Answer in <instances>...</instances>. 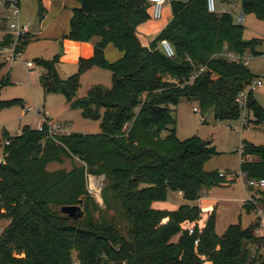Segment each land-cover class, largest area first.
Instances as JSON below:
<instances>
[{
    "label": "trees",
    "instance_id": "16d2710c",
    "mask_svg": "<svg viewBox=\"0 0 264 264\" xmlns=\"http://www.w3.org/2000/svg\"><path fill=\"white\" fill-rule=\"evenodd\" d=\"M76 1L62 39L88 43L96 38L93 55L80 59L77 72L66 79L58 75L57 57L41 60V85L46 94L62 95L84 118L99 120L101 133H71L58 143L46 129L24 127L19 136L4 135L9 145L0 165V221L7 225L0 236V264H264L259 219L246 229L230 225L219 237L214 212L198 225L203 216L197 206L153 208L168 191L194 203L204 190L227 183L204 170L215 155L209 142L177 139L174 114L187 100L219 121L239 119L238 97L257 78L244 64L247 54H257L256 40H243V27L232 14H211L207 0H188L170 4V21L143 47L136 30L150 17L147 0ZM35 2L41 20L42 0ZM242 9L264 21V0ZM163 40L174 57L158 48ZM28 42L26 35L20 50ZM10 43L6 36L0 49ZM108 46L121 53L113 63L104 56ZM4 66L0 63V73ZM93 67L111 72V89L92 87L85 98H77L80 75ZM200 68L203 72L189 84ZM8 81V76L1 79L0 88ZM17 103L0 101V110ZM245 113L248 124L264 133V107L253 92L247 94ZM242 145L240 172L247 179H264V145ZM64 160L73 163L69 171L47 170ZM85 173L105 177L103 208L88 195ZM253 197L264 210V191ZM66 206H79L83 217L62 215Z\"/></svg>",
    "mask_w": 264,
    "mask_h": 264
},
{
    "label": "rangeland",
    "instance_id": "374dc122",
    "mask_svg": "<svg viewBox=\"0 0 264 264\" xmlns=\"http://www.w3.org/2000/svg\"><path fill=\"white\" fill-rule=\"evenodd\" d=\"M175 1L186 2L188 0H166L160 19L154 20L150 16L145 23L141 24L143 26L140 28L139 41L143 45L151 43L157 36H155V31L168 22L171 10L170 4ZM215 1L220 2V0ZM21 2L23 3L24 0H21ZM29 2L34 1L30 0ZM220 4L226 8L230 6V13L234 18L243 14L241 22L243 40L245 42L256 40L255 52L257 54L246 55L245 59L251 74L262 80V86L254 90L253 96L258 104L264 107V21L257 19L252 13H243L241 0H224ZM1 10L4 9L0 7ZM7 14L5 11V15ZM0 18L2 19L1 16ZM30 18L32 26L37 27L40 19L36 16L35 18ZM1 19L0 24H2ZM4 24L6 27L8 26L7 22ZM29 29L30 26L28 25ZM95 40L97 39L95 38L88 43L94 46ZM58 47L57 43L44 40L28 42L21 49L20 57L13 61L7 59L9 54L0 49V63H5L0 73V80L7 76L9 78L8 84L0 88V101L19 102L0 110V128H5V132L0 131V156L4 152V135L6 134L9 137L17 136L24 127L35 129L37 124L36 112L38 110L45 112L53 124L64 126L65 132L68 134L99 135L101 133L99 120L84 118L81 110L69 107L62 95L46 94L44 92L41 79L45 70L40 61H50L54 56L56 57ZM117 52L115 48L109 46L106 54L104 53L105 59L110 60ZM27 63H30L31 66L27 67ZM57 71L58 75L64 78L70 73L71 75L75 74L77 68L71 64H65ZM92 87L110 90L112 87L111 72L106 69L93 67L82 73L79 78L77 98H85L88 90ZM25 107L30 108V110L26 112ZM193 108H196L199 112L194 113ZM174 115L176 119V137L179 141L197 137L204 142H209L210 147L214 149L215 155L205 161L204 170L224 175L222 178L226 181L230 180L229 176L231 174L234 176L232 181L234 185L216 187V191H218V198L216 199L219 202L217 208L213 211L216 216V234L221 237L228 226L234 224H240L243 229L251 227L259 218L257 213L255 211L248 213L240 202H232L230 200L241 194L242 198H245L243 199L244 201L251 194H254L244 186L238 176L242 163L239 148L244 143L263 146L264 133L262 127L255 126L252 123L248 124V122L244 124L242 115L237 120L219 121L215 118L213 112L202 113L196 102L187 100H182L179 103ZM250 120H252V117H250ZM72 164L69 160H64L62 164L52 163L48 165L47 170L64 169L69 171ZM74 164L80 165V162L75 161ZM234 192L236 193L235 195ZM204 196L205 193L202 192L201 198ZM195 204L199 205L200 203H189L179 193L168 191L165 200L154 203V206L160 207L161 210L174 211L182 205L195 206ZM99 206L103 208L102 205ZM199 207L204 213L206 212L207 206L200 205ZM257 207L263 210L260 204H257ZM6 225L7 221H0V230H3ZM257 230L264 241V218Z\"/></svg>",
    "mask_w": 264,
    "mask_h": 264
},
{
    "label": "built area",
    "instance_id": "2783aa9c",
    "mask_svg": "<svg viewBox=\"0 0 264 264\" xmlns=\"http://www.w3.org/2000/svg\"><path fill=\"white\" fill-rule=\"evenodd\" d=\"M224 0H220V2H223ZM149 7H150V16L154 20H158L162 16V11L165 6L166 0H147ZM217 2L215 0H207V11L211 14L215 13H230V6H227V8L223 5L220 10L216 7ZM0 7L4 9L8 14L5 17V21L8 23L7 26V34L11 37V43L3 47L2 50L4 52H7L9 54L8 58L10 61H13L20 57L21 50L20 46L23 41V37L29 33L28 30V24H22L19 20L20 18V7H19V1L18 0H0ZM231 14V13H230ZM243 20V16L239 15L236 16L235 21L239 24H241ZM158 48L163 52V54L167 58L174 57V50L171 44L163 40L158 44ZM231 59H236L233 56H229ZM246 65V62L244 63ZM31 64L27 63V67H30ZM203 68H200L196 73H194L190 79L189 84L193 83V81L203 72ZM262 86V80L261 78H256L252 81V83L248 86L246 92L241 93L238 97L237 103L239 108L242 110V116H243V123L247 124L246 119V113H245V107H246V97L248 92H254L256 88H259ZM26 112L30 110V108L25 107ZM194 113H198L199 111L196 108H193ZM37 116V124L35 130L38 132H43L45 129L47 131L48 137L53 140L54 142L58 143V138L69 135L65 132V127L62 125H56L53 124L47 114L43 112L42 110H38L36 112ZM0 131H3V128H0ZM18 134L17 136H19ZM9 145V140L4 139L3 140V149L4 147ZM241 160L244 152L243 145L239 148ZM6 154L3 152V154L0 156V165H3L5 163ZM220 177H223L224 175L219 174ZM241 179L242 183L246 188H248L251 192L255 193L258 191H264V179H247L246 176L240 172L238 175ZM233 174L229 176V179L233 181L234 179ZM85 183H86V190L88 195L99 205H102V190L104 188L105 184V177L103 175L100 176H94L88 173H85ZM254 206L255 212L258 215L259 222L261 223L262 219L264 218V210H260L257 207V202L255 198L251 195L247 200L242 201V206ZM202 220H199L197 222L198 225H201ZM259 223V224H260ZM186 230L189 233L193 232V226L189 225L186 227ZM2 229L0 230V236L2 234ZM256 234H258V230L256 231Z\"/></svg>",
    "mask_w": 264,
    "mask_h": 264
},
{
    "label": "crops",
    "instance_id": "0c3cea01",
    "mask_svg": "<svg viewBox=\"0 0 264 264\" xmlns=\"http://www.w3.org/2000/svg\"><path fill=\"white\" fill-rule=\"evenodd\" d=\"M18 1H19V7H20L19 20L22 24H28L30 26L29 33H28L29 42L36 41V40H44L46 42L49 41V42L58 44L59 46L58 54H56V57L58 58V62H59L58 69L62 68V66L65 64H71L77 68V65L80 59H89L92 57L93 48H94L93 44L78 43V42H73V41L62 39L63 36H65L69 31V21L72 16V10L79 6L76 0H42V5H43L45 12H44V16L42 17V19L39 20V24L37 25V27L35 26L33 27L32 20H30L31 19L30 17L32 18H35V16L37 17V5H36L35 0H33L34 2H29L30 0H24L23 3L21 2V0H18ZM222 6L223 5H221L220 2H217L216 7L218 10H220ZM240 15L243 16V14H240ZM0 16L2 17V19L0 18L2 21V24H0V32H1L0 43H1L3 42L4 38L8 36V34H7V27L4 24L6 22L5 21L6 15H5L4 10L0 11ZM171 17L172 16H171V10H170V17H169L168 22L170 21ZM167 23H165V25H163L162 27H160V29H157L155 31V36L158 35V33L167 25ZM142 26L143 25L137 27V30H136V35H137L138 40H139L140 28ZM97 41L98 40H95V43ZM140 44L143 47H148L150 43L148 45H143L140 42ZM108 47L105 49V52H104L105 54H106ZM120 57H121V53L117 52V54H114L110 60L109 59H106V60L109 63H113L117 61L118 59H120ZM244 62H246V65L248 66L245 57H244ZM69 76H71V73L70 75L65 76L64 78L61 77V79H66ZM3 131L5 132L4 127H3ZM231 184L234 185V183L231 180H228L227 183L225 184L214 186V187H211L203 191L205 193V196L203 198H200L197 201L198 204L200 203L199 205L195 204V206H197L202 212V216H203L202 223H203L204 218L207 215L211 214L218 206L219 202H218V199H216L218 198V195H217L218 191H216L217 189L216 187L220 188L221 186H225V185H226L225 187H227L228 185H231ZM235 194L236 193L234 192V195ZM243 199L245 198H242L241 194H238L236 198L230 201L240 202V204L242 205L241 202L243 201ZM200 205L207 206L205 213L199 207ZM153 208L161 210L160 207L154 206V204H153ZM244 210L246 211L245 208ZM257 235L260 237L259 232Z\"/></svg>",
    "mask_w": 264,
    "mask_h": 264
},
{
    "label": "water",
    "instance_id": "95a60500",
    "mask_svg": "<svg viewBox=\"0 0 264 264\" xmlns=\"http://www.w3.org/2000/svg\"><path fill=\"white\" fill-rule=\"evenodd\" d=\"M252 0H241V5H248ZM62 215L67 216L71 219H81L83 217V212L79 206H66L60 209Z\"/></svg>",
    "mask_w": 264,
    "mask_h": 264
}]
</instances>
